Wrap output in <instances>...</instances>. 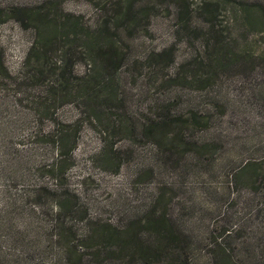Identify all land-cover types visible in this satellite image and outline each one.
<instances>
[{
  "label": "rangeland",
  "instance_id": "1",
  "mask_svg": "<svg viewBox=\"0 0 264 264\" xmlns=\"http://www.w3.org/2000/svg\"><path fill=\"white\" fill-rule=\"evenodd\" d=\"M216 1L0 0L77 19L0 24V264H264V0Z\"/></svg>",
  "mask_w": 264,
  "mask_h": 264
},
{
  "label": "trees",
  "instance_id": "2",
  "mask_svg": "<svg viewBox=\"0 0 264 264\" xmlns=\"http://www.w3.org/2000/svg\"><path fill=\"white\" fill-rule=\"evenodd\" d=\"M221 1L216 2H205L203 4V8L208 10V14L210 16L216 17ZM45 7L43 9L38 10H32V9H21V8H10V9H3L0 8V24L5 23L9 19H17L25 28H28L30 24H33V28H35L37 32V38L31 47L28 56H27V63H34L39 62V60L45 56L50 50L55 49V45L59 42L60 37L62 38H70L71 36H75V33H71L70 31H66V24L68 21H71L72 19L77 22V19L74 17H69L67 19H62L64 23H59L58 17L51 16L49 12L44 11ZM187 19L190 15H186ZM189 21V20H188ZM35 23V24H34ZM63 24V25H62ZM77 24V23H76ZM32 26V25H31ZM112 30L114 32H117L119 30V27L115 24H111L110 22L107 24H100L98 27V31L96 33L95 37H92L91 40H89L87 44V53L91 54V58L93 61V57L98 54L101 55L103 52V48L101 45H99V42L97 40L101 37H103L105 34L103 33L104 30ZM75 34V35H74ZM96 39V40H95ZM111 42V39H109ZM57 49V48H56ZM73 56V55H72ZM71 60V59H70ZM108 60H113V57H111ZM73 62V61H72ZM74 63H68L67 61L64 62L63 67L60 68V72L62 74L69 69L70 72L74 71ZM117 67V66H116ZM9 77L8 69L5 65L3 54L0 51V79H6ZM67 129L66 131H62L60 133V137H58L57 140V148L59 151V165L62 166L68 157L69 153H66L65 151V143H64V136L66 133H68L71 128V125H63ZM72 152V151H71ZM70 152V153H71ZM252 165H246L243 169H248ZM243 170V171H244ZM240 175V173L238 174ZM165 238L162 237V235L158 236L157 243L158 245L155 247L154 250H147L146 252H143V258L144 263L143 264H153V258L155 257H162L163 255L168 254V247L164 244Z\"/></svg>",
  "mask_w": 264,
  "mask_h": 264
}]
</instances>
